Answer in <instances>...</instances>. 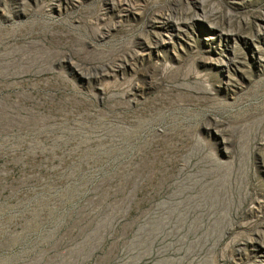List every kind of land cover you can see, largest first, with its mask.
Listing matches in <instances>:
<instances>
[{"label":"rangeland","instance_id":"1","mask_svg":"<svg viewBox=\"0 0 264 264\" xmlns=\"http://www.w3.org/2000/svg\"><path fill=\"white\" fill-rule=\"evenodd\" d=\"M0 264H264V0H0Z\"/></svg>","mask_w":264,"mask_h":264}]
</instances>
